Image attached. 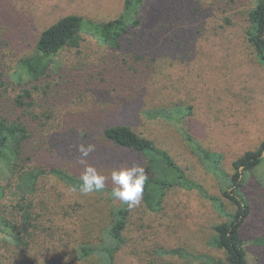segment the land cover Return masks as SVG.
Listing matches in <instances>:
<instances>
[{"label": "trees", "instance_id": "trees-1", "mask_svg": "<svg viewBox=\"0 0 264 264\" xmlns=\"http://www.w3.org/2000/svg\"><path fill=\"white\" fill-rule=\"evenodd\" d=\"M217 1L193 0L194 19H203L195 21L199 24H192L189 27L198 41L194 42L195 40L192 41L191 38L186 42H192V47L195 46L191 49L195 59L201 55L202 59L214 55L216 60L209 62L211 66L218 63V58L222 60L238 56V69L230 76L231 84L229 83L223 91L219 89L222 94L220 100L228 107L246 109L254 117L260 118L264 116V0H253V6L251 3L241 14L245 21H248L247 27H243L241 19H235L227 11L217 19L214 9ZM79 3L78 0H50L36 9L39 16L41 15V20L37 26L35 50L21 60L20 72L16 76L19 86L12 88V91L16 89L20 91L18 96L11 94L10 89H6L8 82L0 70V128L3 129H0V162L7 172L24 170L28 164L39 161V158L35 159V156L39 155V149H35L29 143L32 133L24 117L30 114V109L34 106L33 97L37 83L50 76L52 69H67L65 66L56 65V55L64 48H79L84 33L100 38L103 44L113 48L103 62L86 69H98L97 76H108L107 80L101 81L123 84L130 93L138 88L135 86L136 83L144 93L143 87L147 79L144 69H175L171 65L172 56L166 52L169 39L163 38L161 41L154 40L149 43V33L144 36L141 32L143 27L146 28L148 25V22L142 20L144 0H124L122 12L105 22H96L81 14L79 10L74 11ZM155 3L154 8L158 9L160 3L157 1ZM14 27L18 28L15 25ZM146 44L150 47L145 46ZM183 44L178 39L174 47L180 50ZM154 45H157L158 49L149 51ZM173 53L178 55L176 50ZM183 73L186 76L190 74L187 69ZM174 79L175 82H168L162 78V84L159 83L160 90L171 91L175 95L182 94L181 90L185 92L189 90V83L183 76ZM117 85H114L116 91L123 86ZM202 88L208 91L209 97L212 96L211 91L214 89L210 88L208 83ZM179 99L176 104L160 106L122 100L102 108L99 111L100 115L92 114L89 118V114H84L86 117L82 119L75 117L63 120L42 153L52 155V152H55L61 157L77 159L74 145L80 142L94 143L96 151L88 157V163L95 166L98 171H111L133 161L143 165L148 179L145 182L142 201L147 210L152 212L163 210L165 198L173 188L198 191L224 216V220L213 227L215 243L224 252L221 264H250L242 227L251 214V207L245 197L243 186L245 174L253 173L264 165V140L257 149L247 150L233 161L235 171L231 173L224 166V155L221 151L206 147L187 128H182L187 143L201 159L208 161V168L218 180L221 195L211 194L202 182L189 175L167 148L158 145L155 139L135 129L134 124L140 120L139 117L162 118L182 125L185 118L197 111V103H191L187 98ZM97 116L101 117L104 124L99 131L89 132V122H96ZM196 127L199 133L206 134L207 139L212 141L213 137L209 135L204 121H198ZM47 173L72 186L79 183L78 178L81 175L71 173L66 168L45 169L41 165H36L34 169L22 174L23 180L19 184L21 193L11 204L20 219L18 226L23 236L22 249L8 250L10 255L19 252V258L13 259L19 261L18 264L30 262L26 260L23 252L37 249L35 243H32L33 233L41 231L40 222L43 221L40 220L44 210L40 208V204L42 201L44 204L48 201L40 189L39 181L41 176ZM111 187L105 184V190L102 192L108 195ZM223 198L233 204L235 209H228ZM54 204L49 203L46 210L50 212L51 209H56L54 214H58L68 228L72 227L75 223L76 210L74 198L70 199L68 207L63 206L61 211ZM132 212L133 210H128L124 204L114 207L113 210L111 208V219L107 225L109 234L103 229L98 243H82L78 249L71 239H65L68 233L58 235L54 229L59 226L47 227L46 232L49 237L54 238L56 244L54 247L46 246L44 250L36 252L35 264H87L83 260L94 256L103 264H150L139 261V248L148 243L149 237L142 235ZM167 250L170 254L193 256L185 248Z\"/></svg>", "mask_w": 264, "mask_h": 264}, {"label": "rangeland", "instance_id": "rangeland-1", "mask_svg": "<svg viewBox=\"0 0 264 264\" xmlns=\"http://www.w3.org/2000/svg\"><path fill=\"white\" fill-rule=\"evenodd\" d=\"M78 1L80 3L74 11L79 10L81 14L96 22H105L117 17L124 4V0ZM156 1L160 3L158 9L154 8ZM49 2L50 0H0V70L7 79L6 89H10L11 94L19 95L20 91H12V88L19 86L16 76L20 72V62L35 50L37 26L41 20V15L39 16L36 9ZM251 3L253 6V0H218L214 8L216 18L219 19L224 11H227L235 19H241V25L247 27L248 21H245L241 14ZM193 4V0H144L142 20L148 22V25L143 27L141 32L144 36L149 33V43L154 40L161 41L163 38L169 39L166 52L172 56L171 65L175 68L144 69L145 75L147 74L144 93L137 83L135 86L138 88L130 93L123 84L101 81L107 80L108 76H97L98 69H86L100 64L113 51V48L103 44L100 38L89 33L83 34L79 48H64L56 55V65L65 66L67 69H52L50 76L37 83L33 97L34 106L30 109V114L24 117L32 133L29 143L39 149V155L35 156L39 161L28 164L24 170L15 173L4 170L0 162V264L19 263L13 260L19 258V252L11 256L8 250L22 249L23 236L18 226L20 219L18 212L11 205L21 193L19 184L23 180L22 174L34 169L36 165L45 169L66 168L69 172L77 174L83 171L84 165L76 158L61 157L55 152H52V155L42 153L63 120L75 117L82 119L86 117L84 114H89V118L92 114L100 115L102 108L122 100L160 106L176 104L180 101L179 98H187L191 103H197V111L185 118L186 123L176 125L175 122L162 118L139 117L140 120L134 126L137 132L155 139L158 145L167 148L191 177L202 182L209 193L215 195H221L218 180L208 168V161L201 159L187 143L182 128H187L206 147L221 151L224 155V166L231 173L235 171L233 161L247 150H255L261 145L264 140V116L254 117L246 109L228 107L220 100L222 94L219 89L223 91L229 83L231 84L230 76L238 69V56L222 60L218 58V63L211 66L209 62L216 60L214 55L207 57L209 60L202 59V55L195 59V54L192 55L191 49L195 46L192 47V42L186 41L191 38L194 41L197 36L189 27L199 24L195 21L203 19H194ZM178 39L184 43L180 50L174 47ZM196 41L198 40L194 42ZM156 49L157 45H154L149 51ZM250 49L254 53L253 48ZM175 50L178 51L177 56L173 53ZM186 69L190 73L187 76L183 73ZM179 76H183L189 83V90H186L188 93L181 90L182 94L175 95L171 91L169 93L160 90L159 83L162 78L175 82L174 78ZM205 83L214 89L211 91V97L207 95L208 91L202 88ZM114 85L123 86L116 91ZM97 117L96 122H89V132L95 133L103 126L101 117ZM198 121L205 122L209 135L213 137L212 141L207 139L206 134L199 133L196 127ZM77 123L75 120V124ZM98 172L107 178L105 184L112 186L111 171ZM39 186L48 201L46 204L43 201L40 204V208L44 210L40 220L43 221L40 222L41 231L33 233L32 243H35L37 249L23 252L26 260L30 261L25 262L26 264H35L36 252L56 244L54 238L49 237L46 232L50 226H59L54 229L58 235L68 233L65 239H71L76 249L82 243H98L103 229L109 234L107 225L111 219V208L113 210L114 207L122 205L105 192L81 195L72 190V185L48 173L41 176ZM243 190L251 207V214L242 227V235L247 241V258L250 264H264V165L253 173L245 174ZM72 198L76 208L75 223L68 228L62 218L54 214L56 209H51L50 212L46 209L49 203H55L61 211L63 206L68 207ZM223 200L228 209H235L227 199ZM163 206V210L152 212L147 210L142 201L139 207L132 209L142 235L149 237L148 243L139 248V261L150 264H221L224 252L215 243L213 227L223 221L224 216L213 204L198 191L176 187L169 190ZM170 248H185L193 256L170 254L167 250ZM83 261L87 264H103L97 256Z\"/></svg>", "mask_w": 264, "mask_h": 264}, {"label": "clouds", "instance_id": "clouds-1", "mask_svg": "<svg viewBox=\"0 0 264 264\" xmlns=\"http://www.w3.org/2000/svg\"><path fill=\"white\" fill-rule=\"evenodd\" d=\"M80 135L83 134L80 133ZM74 147L77 159L85 167L78 178L79 183L74 185L72 190L78 191L84 196L104 191L107 178L101 175L95 166L88 163V157L96 151V145L80 142ZM110 178L112 188L109 195L113 200H118L127 205L130 211L140 206L143 200L145 182L148 179L143 165L133 161L130 164L115 167L111 170Z\"/></svg>", "mask_w": 264, "mask_h": 264}]
</instances>
